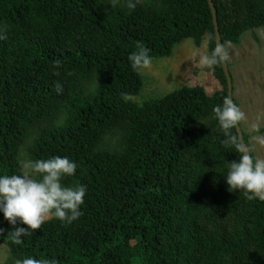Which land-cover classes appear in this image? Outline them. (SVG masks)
Instances as JSON below:
<instances>
[{
  "label": "trees",
  "instance_id": "obj_1",
  "mask_svg": "<svg viewBox=\"0 0 264 264\" xmlns=\"http://www.w3.org/2000/svg\"><path fill=\"white\" fill-rule=\"evenodd\" d=\"M212 2L224 46L264 27V0ZM126 3L0 0V173L20 174L21 158L67 156L77 169L62 184L87 189L78 220L51 218L20 243L0 214V264H264V199L223 179L239 153L221 145L212 113L228 97L222 64L212 95L184 86L140 105L121 99L143 88L128 61L140 46L169 58L207 38L211 53L208 1Z\"/></svg>",
  "mask_w": 264,
  "mask_h": 264
},
{
  "label": "clouds",
  "instance_id": "obj_2",
  "mask_svg": "<svg viewBox=\"0 0 264 264\" xmlns=\"http://www.w3.org/2000/svg\"><path fill=\"white\" fill-rule=\"evenodd\" d=\"M116 0H113L115 5ZM139 0H127L130 10L137 7ZM228 51L223 44H217L210 55L202 58V63L210 70L212 66L227 62ZM130 67L134 71L146 69L152 62L149 50L140 46L128 55ZM125 102L130 94L122 93ZM223 138L224 147H232L238 153V159L229 162L227 173L223 176L228 191H240L247 199H264V158L253 157L252 148H245L235 129L245 120V113L229 97L225 96L221 104L212 108ZM256 144L264 146V135L251 138ZM20 174L0 173V214L12 226L9 235L17 242L40 229L49 219L71 223L83 214L81 206L87 189L83 184L65 186L62 178L75 174L77 164L67 156H53L47 159H24L18 161ZM23 225V226H21ZM3 230H0L2 233ZM13 264H56L54 259L24 257L15 259Z\"/></svg>",
  "mask_w": 264,
  "mask_h": 264
},
{
  "label": "rangeland",
  "instance_id": "obj_3",
  "mask_svg": "<svg viewBox=\"0 0 264 264\" xmlns=\"http://www.w3.org/2000/svg\"><path fill=\"white\" fill-rule=\"evenodd\" d=\"M225 48L233 80V100L246 117L240 127L249 137L254 156L264 158V146L251 139L264 135L260 132L264 129V27L244 33L238 45L226 44ZM206 55H210L207 38L200 46L187 39L175 47L172 57L152 59L148 68L140 70L144 85L131 100L140 105L184 86L202 87L209 95L221 90L212 68L202 63ZM7 257L8 249L0 245V263Z\"/></svg>",
  "mask_w": 264,
  "mask_h": 264
},
{
  "label": "water",
  "instance_id": "obj_4",
  "mask_svg": "<svg viewBox=\"0 0 264 264\" xmlns=\"http://www.w3.org/2000/svg\"><path fill=\"white\" fill-rule=\"evenodd\" d=\"M211 9V13L213 16V24H214V30H215V39H216V45L217 44H222V40L219 34V28H218V23H217V14H216V9L214 7V4L212 2V0H207ZM222 64V68L226 77V81H227V89H228V97L231 98L233 100V80H232V76L230 74L229 68H228V64L227 62H223ZM234 101V100H233ZM237 133L240 137V141L241 143L244 145V147L247 149L249 148L247 146V144L244 141V137H243V131L240 127V124L238 125V127L236 128Z\"/></svg>",
  "mask_w": 264,
  "mask_h": 264
}]
</instances>
